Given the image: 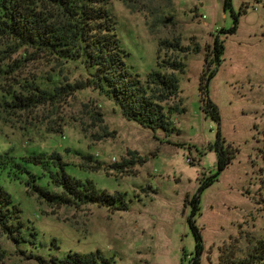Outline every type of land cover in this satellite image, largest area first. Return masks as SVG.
Listing matches in <instances>:
<instances>
[{
  "label": "rangeland",
  "instance_id": "rangeland-1",
  "mask_svg": "<svg viewBox=\"0 0 264 264\" xmlns=\"http://www.w3.org/2000/svg\"><path fill=\"white\" fill-rule=\"evenodd\" d=\"M225 3L112 0L133 71L145 78L158 61L186 64L178 71L180 93L169 102L186 108L173 115L175 133L127 119L115 102L92 88L17 112L16 126L29 129H22L28 143L21 132L14 136V129L5 127L7 144L17 151L56 149L69 163L68 173L125 194L129 204L122 211L97 204L52 206L29 196L21 182L3 177V186L22 207L26 228L37 229L38 243L54 248L56 239L61 256L100 249L111 264H222L223 248L235 243L241 255L246 236H264V0H231L228 8ZM217 39L225 46L219 60ZM19 73L37 74L45 82L59 74L70 82L83 78L75 64L61 71L56 63L32 58ZM218 149L229 162L212 185L202 188L219 171ZM81 153H99L102 169L81 167ZM124 159L129 164L121 168ZM0 245L7 254L0 264H39L12 239L0 235Z\"/></svg>",
  "mask_w": 264,
  "mask_h": 264
},
{
  "label": "trees",
  "instance_id": "trees-1",
  "mask_svg": "<svg viewBox=\"0 0 264 264\" xmlns=\"http://www.w3.org/2000/svg\"><path fill=\"white\" fill-rule=\"evenodd\" d=\"M225 4L228 8L231 0H226ZM236 20L238 22V18ZM236 28L230 31L235 32ZM197 47L195 50H200ZM224 50L223 42L217 39L218 60ZM17 52L21 53L20 59L13 58ZM128 55L119 36L112 0H0V147H5L9 141L10 135L5 131L7 125L14 129L12 135L19 131L27 143L30 141L26 137L28 133L22 132V129H29L16 126L17 112L57 102L88 88L115 102L127 119L154 130L162 129L166 134L175 133L178 127L173 115L184 113L186 108L169 102L180 93L178 73L184 71L185 62L182 59L168 61V64L165 60L158 61L157 68L142 78L132 70ZM30 58L49 60L58 64L61 71L64 66L75 64L82 70L83 78L70 82L68 75L63 78L59 74L61 79L68 80L64 83L60 78L50 77L49 82H45L37 74L20 75V69ZM205 87L202 82L201 90ZM209 104L212 115L219 119L216 105L211 101ZM218 151L219 171L202 188L212 185L229 162L225 151ZM81 154L84 160L81 167L94 171L102 169L99 155ZM67 164L56 149L49 152L35 147L17 151L15 146L7 144L0 151V235L12 239L23 254L29 252L27 256L39 264H111L112 260L102 255L100 249L93 252L69 250L61 256L57 252L56 239L52 240L54 248L38 243L37 229L26 228L20 203L1 182L3 177L19 181L25 185L29 196L52 206L97 204L118 211L129 208L125 194L110 193L98 188L92 179L71 175ZM126 164L129 160L124 159L119 166L122 168ZM189 222L196 230L191 219ZM195 236L199 254L201 235L196 232ZM246 238L247 248L241 255L235 243L223 248L222 264H264V236ZM6 256V249L0 245V263Z\"/></svg>",
  "mask_w": 264,
  "mask_h": 264
},
{
  "label": "built area",
  "instance_id": "built-area-1",
  "mask_svg": "<svg viewBox=\"0 0 264 264\" xmlns=\"http://www.w3.org/2000/svg\"><path fill=\"white\" fill-rule=\"evenodd\" d=\"M97 155H99V153H97ZM113 161H115V162L117 161L116 156L113 157Z\"/></svg>",
  "mask_w": 264,
  "mask_h": 264
}]
</instances>
